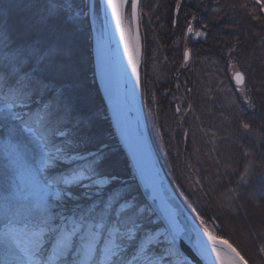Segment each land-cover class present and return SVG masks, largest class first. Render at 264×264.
Listing matches in <instances>:
<instances>
[{"label": "snow or ice", "instance_id": "obj_1", "mask_svg": "<svg viewBox=\"0 0 264 264\" xmlns=\"http://www.w3.org/2000/svg\"><path fill=\"white\" fill-rule=\"evenodd\" d=\"M255 3L264 12V0ZM175 12L179 15L180 4ZM142 16L141 0L0 2V264H249L232 242L215 234L221 230L218 215L202 210L199 200L181 207L166 194L146 163L142 139L129 137L125 113L103 68L101 103L107 102L110 114L107 107L90 106L79 90L78 42L85 27L90 33L92 22L101 19L104 27L114 21L135 83L141 82ZM186 32L198 39L208 36L191 22ZM235 52L233 47L226 55ZM182 58L180 66L187 68L192 49H183ZM226 64L236 69L228 79L244 105L236 117L239 127L250 132L259 121L242 116L246 110L259 115L257 104L245 73L231 59ZM262 87L254 84V91ZM260 99L264 108V95ZM182 111L194 113V105L175 107L176 113ZM105 121L114 131L102 127ZM117 135L131 157L126 176L113 170ZM188 135L184 132L185 139ZM253 155L243 150L244 160L215 158L207 177L208 192L215 195L205 208L214 203L229 215H239L244 202L264 208V167L247 159ZM195 183L203 192L206 185ZM249 238L264 255V223L250 228Z\"/></svg>", "mask_w": 264, "mask_h": 264}, {"label": "trees", "instance_id": "obj_2", "mask_svg": "<svg viewBox=\"0 0 264 264\" xmlns=\"http://www.w3.org/2000/svg\"><path fill=\"white\" fill-rule=\"evenodd\" d=\"M0 2L6 3L7 0ZM177 4H180L179 15L175 12ZM254 9L255 13H253ZM141 10L146 14L144 23H147L149 34L155 33L156 41L159 40L160 45L163 46H167L168 43L173 44L172 39L176 38L177 33L181 34L179 28L183 27V23L195 22L192 20L193 16L196 17V23L200 27L207 25V28L202 27L208 33L207 38L192 45V59L189 61L190 64L188 63V66L192 65L191 69L188 67L186 71H180L177 76L182 83L185 80L189 81V88L194 89L189 93V103L194 105L195 111L189 112L181 120L183 123L180 121L182 135L175 131L177 120L174 116L177 113L174 110L175 102L171 97L169 106H161L158 114L153 111L149 113L147 103H144L154 146L170 182L181 199L184 201L183 195H186L178 172V162L182 157L197 162L200 180L206 185L204 192H208L207 177L211 176L216 167V157H220L221 162L229 156L244 160L242 151L247 150L254 153L247 159L264 167V135H261L264 132V119H262L264 108L261 107L260 99L264 95V87L261 92L254 91V84L264 85V12H260L255 0H142ZM253 15H258L261 19H254ZM150 16L152 18L149 23L147 18ZM174 20L178 21L175 25ZM80 40L78 45L81 43V47H78L76 64L79 90L88 101L89 96L93 97L89 101L90 106L105 107V103H101L102 96L96 82L94 59L90 53V33L87 27ZM233 47L236 48V52L231 58L224 55ZM181 49L180 47L176 50L172 49L173 53L176 52V57ZM229 59L245 67L250 95L257 104L256 111L259 115L253 116L246 110L242 116L250 123L253 120L259 121L252 124L250 132L241 129L240 121L236 118L244 105L240 102L236 89L232 87L233 82L228 79L231 68L226 61ZM220 81H223V84H220ZM209 88L213 89L211 93L207 91ZM209 95L215 96L216 99L208 100ZM195 116H199L200 119H195ZM102 127L106 131H114L107 121ZM201 127L208 136L200 131ZM186 131L189 133L187 139L184 138ZM212 132L216 133L215 137H212ZM209 140L212 143L206 142ZM117 142L115 138L113 144L116 151L112 161L115 160L116 164L113 169L126 176L129 162ZM213 148L218 151H212ZM213 195L215 193L208 192L202 210L207 211L209 215L220 217L221 236L232 242L250 264H264V255L257 252L256 245L250 238L245 240L250 228H259L264 223V208L257 209L244 202L245 207L239 215H229L226 208L217 209L214 203L204 207L210 204V197ZM189 199L192 204L193 201Z\"/></svg>", "mask_w": 264, "mask_h": 264}, {"label": "rangeland", "instance_id": "obj_3", "mask_svg": "<svg viewBox=\"0 0 264 264\" xmlns=\"http://www.w3.org/2000/svg\"><path fill=\"white\" fill-rule=\"evenodd\" d=\"M127 15L130 17V11L127 13ZM182 17L184 18L185 15H183ZM145 18L144 16H142L141 21H140V26H139V32L141 35V46H142L141 48L142 55H141V61H140V66H139V72H140V77H141L140 86H141L143 101L144 103L145 102L147 103L149 113H152L151 111H153L154 113L156 112L158 114L159 108L161 106L168 107L171 99L175 102L174 106L175 105L180 106L183 110L186 107V103H189V92H187L186 90L187 88H189V83H188L189 81L185 80L184 83H182L181 81L177 79V76L180 71L184 72L186 71L188 67L189 69H191L190 67H192V65L188 66L187 68H183L180 66L183 63L182 50L185 48L192 49L193 44L199 43L200 41H204L205 39L204 38L198 39L194 35H189L186 32V27H187V23L190 21L186 20L188 22L183 23V27L179 28V32L181 34L177 33L176 38L172 39L173 40L172 42H174L173 44L168 43L167 46H163L162 44L160 45V41L159 40L156 41V38L154 37L155 33L149 34L150 31L147 30V27H146L147 23H144L146 22ZM151 18H152L151 16L148 17L147 21L151 20ZM196 22H197L196 20L195 22H191L194 28L197 31H201V30L205 31V29L200 27L199 24ZM132 26H133V23H132ZM100 31L102 33H105L102 19L92 22L91 31H90V42H91V52L90 53L92 54V57L94 59L95 77H96V82L98 85L99 93L101 94L103 98L102 88L100 86V81L98 80V75L96 72L97 70L96 63H95L96 61L95 37H96V32H100ZM80 39L79 41H81ZM179 47L182 49H181V52L178 54V57H176L175 56L176 52L173 53L172 49L176 50ZM226 53L224 55H226ZM235 63L237 64L238 69L245 73V76L247 78L245 67H242V65H240V63H237L236 61ZM235 70L236 69H230V73ZM189 72L190 71H188V73ZM176 84H179L180 87L177 88ZM248 85L249 84L247 83L246 87L249 89ZM165 93H167V95H165ZM153 95L155 96L154 101H153ZM92 99L93 97L89 96V101ZM146 113L147 112H145V114ZM187 115H184L183 111L181 113H177V115L175 116L173 115L174 118L177 120L176 122L177 127L175 131L177 133H180V135H182V126H180V121L183 118H185ZM146 118H147V115H146ZM147 124H148V121H147ZM148 128H149V125H148ZM115 162H116L115 160L112 161L113 166L116 164ZM198 170L199 168L197 166V162L193 159L182 157L181 160H179L178 162V172L180 173V179L182 183L184 184V188L186 190V195H183L184 196L183 202L185 203V205H192L189 198H191L192 201L199 200L201 203V206L205 205L206 197L204 196V191L203 192L200 191L198 189V185L195 183V181L200 180V174ZM116 172H119V171H116ZM120 174L123 175L122 173ZM215 234H218L221 236L219 232Z\"/></svg>", "mask_w": 264, "mask_h": 264}, {"label": "water", "instance_id": "obj_4", "mask_svg": "<svg viewBox=\"0 0 264 264\" xmlns=\"http://www.w3.org/2000/svg\"><path fill=\"white\" fill-rule=\"evenodd\" d=\"M133 27L136 29L135 22H133ZM104 30L106 33L109 58L107 78L111 82L114 97L120 102L125 113V124L128 135L132 139L137 137L142 139L145 148L146 163L157 174V178L163 186V189L166 190V194L172 196L175 203L183 207L185 204L171 185L153 144L142 103L141 86L140 83H135V76L131 71L124 42L120 37L119 30L116 28L114 21L110 22L107 27H104ZM102 94L104 97L103 89ZM105 105L109 109L110 114V106L107 105L106 101ZM117 139L119 141L118 135ZM119 143L130 163L131 157L128 153L127 145L123 142ZM203 264H207V262L205 261Z\"/></svg>", "mask_w": 264, "mask_h": 264}, {"label": "bare ground", "instance_id": "obj_5", "mask_svg": "<svg viewBox=\"0 0 264 264\" xmlns=\"http://www.w3.org/2000/svg\"><path fill=\"white\" fill-rule=\"evenodd\" d=\"M135 32H136V29L132 26V43L133 44L135 43ZM139 35H140V32H139ZM95 40H96V42H95V51H96L95 52V55H96V61H95V63H96V69H97L96 72H97V75H98V80L100 81V86L103 89L104 88V85H103V82H102V80L100 78L101 77V69L103 68L104 73L108 77V68H109V58H108V48H107L106 33H102L101 31L100 32H96ZM140 43H141V35H140ZM141 95H142V92H141ZM142 103H143V107H144L143 97H142ZM144 111H145V108H144ZM157 154H158V152H157ZM125 156H126V154H125ZM158 156H159V154H158ZM127 160H128V158H127ZM160 161H161V159H160ZM128 162H129V160H128ZM161 165H162V167H163V169L165 171V168H164V166L162 164V161H161ZM165 173H166V171H165ZM166 175H167V173H166ZM167 177H168V175H167ZM171 185H172V183H171ZM177 195L179 196L178 193H177ZM179 198H181V197L179 196Z\"/></svg>", "mask_w": 264, "mask_h": 264}]
</instances>
